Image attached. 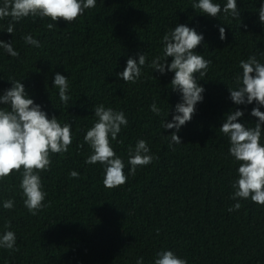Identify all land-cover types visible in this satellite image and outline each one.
I'll list each match as a JSON object with an SVG mask.
<instances>
[{"label":"trees","instance_id":"trees-1","mask_svg":"<svg viewBox=\"0 0 264 264\" xmlns=\"http://www.w3.org/2000/svg\"><path fill=\"white\" fill-rule=\"evenodd\" d=\"M198 2L96 0L77 20H59L51 31L46 27L55 23L50 18L0 20V40L19 52L13 58L0 48V95L12 80L21 81L49 119L55 116L61 125L72 126L68 152L51 154L50 170L40 173L48 206L37 215L24 206L23 169L0 180V236L13 231L19 249L0 248V264H136L141 257L144 264H154L162 249L188 264H264V205L230 198L240 162L229 154V137L220 131L235 110L244 111L237 122L246 127L258 122L251 116L255 102L235 105L229 89L242 75L241 60L255 55L264 63V24L258 12L264 0H237L239 19L225 18L227 0H213L222 9L214 18L192 7ZM10 23L12 34L7 33ZM178 24L203 35L194 52L212 63L205 76L195 74L204 99L176 133L182 143L170 147L175 130L162 124L172 122L182 95L171 88L173 72L161 75L149 65L164 57L163 36ZM220 27L225 28L224 41ZM29 34L41 47L25 44ZM140 54L147 57L140 78L135 83L119 79L127 60L138 62ZM56 73L68 77L71 99L66 104L54 87ZM153 102L160 115L150 110ZM100 104L123 111L128 119L111 141L128 179L113 189L103 184V165L85 163L92 149L84 136L97 122L94 107ZM139 140L158 159L130 175L129 151ZM71 171L79 178H72ZM8 199L15 202L11 210L3 208ZM237 202L242 207L229 212Z\"/></svg>","mask_w":264,"mask_h":264},{"label":"clouds","instance_id":"clouds-1","mask_svg":"<svg viewBox=\"0 0 264 264\" xmlns=\"http://www.w3.org/2000/svg\"><path fill=\"white\" fill-rule=\"evenodd\" d=\"M95 6L96 0H3V4L0 5V20L10 17L12 21L19 22L29 16L50 18L55 22L46 25L51 31L56 27L57 21L74 22L86 9ZM192 7L213 18L222 11L220 4L214 3L213 0H199ZM258 12L259 21L264 24V3ZM223 13L226 14L225 18L230 15L233 19H239L237 0H227ZM13 31L14 24L10 23L7 33L12 34ZM219 33L220 40L224 41L225 28L220 27ZM23 39L27 45L41 47L40 42L31 34L24 36ZM203 40V35L198 34L194 28L178 24L163 36L164 57H156L149 65L161 75L173 72L171 88L182 95V102L175 106L172 122L164 121L162 124L166 130H175L170 136V147L182 143L176 133L191 121L196 113V105L204 99L205 89L199 85L195 74L205 76L212 61L194 52ZM0 48L13 58L19 57L13 43L0 40ZM168 57L172 58L170 64L167 63ZM146 59L145 54L139 55L138 62L129 58L123 72L117 74L118 78L135 83L142 74ZM240 68L242 75L235 78L237 86L229 89L230 98L235 105H251L255 102L256 107L252 108L251 116L257 118L258 122L254 127H246L237 122L244 116V111L235 110L226 115L225 122L220 128V131L229 137V154L240 162L239 178L232 185L234 192L230 198L237 201L250 199L256 204L264 205V145L261 144V137L264 134L262 129L264 112L260 110L264 107V63L257 60L255 55H251L247 60L240 61ZM10 83L12 87L0 95V105L7 106L0 107V180L14 172L21 173L23 169L20 188L24 196V206L35 216L48 206L44 203L47 193L43 191L40 173L50 170L51 154L68 152L72 144V126L68 123L61 125L55 116L49 119L41 106L29 98L21 81L12 80ZM53 83L59 90L60 100L66 104L71 99L67 95L68 77L56 73ZM150 110L156 115H160L162 111L155 102L150 106ZM94 112L97 122L84 136V142L92 149V154L85 163L103 165V184L106 188L113 189L124 185L128 179L123 159L111 146V141L117 140L122 126L128 125V119L123 111L106 108L103 104L95 106ZM155 159L158 157L150 154L148 143L139 140L134 150L129 151L128 163L131 165L129 174L135 175L137 166H147ZM70 176L79 178V173L71 171ZM14 204V200H5L3 208L11 210ZM241 207V203L237 202L228 211H236ZM16 242L13 231H6L0 236V248L19 251L15 247ZM156 256L154 264H188L187 259L178 257L171 250L162 249ZM136 264H144L143 257L138 259Z\"/></svg>","mask_w":264,"mask_h":264}]
</instances>
